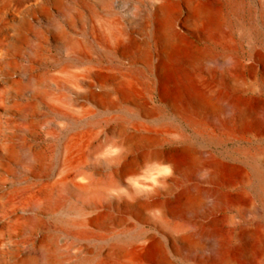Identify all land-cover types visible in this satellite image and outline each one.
I'll use <instances>...</instances> for the list:
<instances>
[{
    "label": "rangeland",
    "instance_id": "1",
    "mask_svg": "<svg viewBox=\"0 0 264 264\" xmlns=\"http://www.w3.org/2000/svg\"><path fill=\"white\" fill-rule=\"evenodd\" d=\"M172 1L167 44L151 0H1L6 21L31 13L18 69L37 81L16 91L17 75L0 70V144L11 137L16 148L8 157L0 148V264H264L253 174L264 160V0H194L209 8L205 19ZM131 40L141 48L124 54ZM125 74L135 86L119 98L113 86ZM140 123L157 140L121 149ZM110 145L121 151L104 154ZM160 165L171 174L157 185L129 186L131 200L112 195Z\"/></svg>",
    "mask_w": 264,
    "mask_h": 264
},
{
    "label": "bare ground",
    "instance_id": "2",
    "mask_svg": "<svg viewBox=\"0 0 264 264\" xmlns=\"http://www.w3.org/2000/svg\"><path fill=\"white\" fill-rule=\"evenodd\" d=\"M151 1H152V6H153V18L158 24V33L167 44H170L171 41L175 39L174 26L172 25L171 20H170L171 13L174 9V3L172 0H151ZM188 1H189L188 6L196 18L205 19L209 15V8L206 5H204L201 2H195L194 0H188ZM0 3H1V0H0ZM3 12H4V7L3 5L0 4V70L6 69L8 73L11 72L12 74L17 75L14 79H12L13 81L11 84V88L16 91H20L23 89L21 87H18V84L22 79L25 80L26 86L31 85L32 87H33L32 84L35 83V79H36L35 78L36 75H34L33 73L31 74L29 73V71L26 72L25 70L23 74V73H20L18 69L19 53H21L23 49V45L27 41L28 31H29V28H31L30 27L31 21L29 18L31 16V13L24 14V13H21V11L16 10L13 13L12 21H6L2 18ZM59 32L60 31H58V33ZM142 43L144 44V47H143L144 49H142V53H140L141 51L139 52L141 54V58L150 62V59L152 58L151 57L152 54L150 52L151 50L150 43L146 39H144V42ZM140 48H141V45L138 42H136V40H131L127 42V44L123 45L121 50L124 54H127L133 50L139 51L138 49ZM31 68L32 70H34L36 66H33ZM93 75L95 76V79L98 81L99 84L102 85L105 82L106 75L102 73L101 70H98V69L93 70ZM134 86H135L134 78H132L130 75L125 74V75H122L120 78H118V81L114 84L113 93L117 95L119 98L130 97L132 96L130 94ZM88 92L92 97L96 99H101L102 97V93H97L95 91H92V89H90ZM2 93H3V90H0L1 95ZM225 107L233 114L241 115L244 113V108L239 103L232 102L230 100L225 101ZM262 114L264 115V111H262ZM143 123H140L136 126L134 133L124 134V139H123V142L121 143L122 144L121 149L122 148L123 149L132 148L133 146L141 142L142 143L152 142V141L157 140L156 138H154L155 136L148 134L151 131V129ZM10 138L11 137H7L0 144V148L2 150V154L4 157H8L12 153L16 152V148L13 147V144L11 143ZM80 138L81 137H77L73 139L72 141H70V143H68L67 149L69 153H72L77 147H79L80 141H81ZM28 155L32 159L35 157V155L32 154L31 152H28ZM211 167L212 169L208 170L209 177H213L216 174L215 165L213 164V166ZM253 174L255 178L256 192L258 193L260 201H261V208L264 210V160L263 159L259 158L257 160V163H255L253 167ZM78 187L83 189L88 186L83 185V184H78ZM212 198L214 199L213 200L214 202L219 201V197L216 195H212ZM40 199L41 198L39 197H36L35 199H33L32 205L38 204ZM97 220H98V217H86L85 218L86 223L96 222ZM249 237L251 240H253V242L257 246L259 247L262 246V242L260 241L261 238L258 234L249 232ZM211 238L215 243L214 244L215 245L214 256L217 259V261H221L223 260L222 255L220 254L221 253L220 248L222 246V238L219 234H212ZM25 260H28V259H25Z\"/></svg>",
    "mask_w": 264,
    "mask_h": 264
},
{
    "label": "clouds",
    "instance_id": "3",
    "mask_svg": "<svg viewBox=\"0 0 264 264\" xmlns=\"http://www.w3.org/2000/svg\"><path fill=\"white\" fill-rule=\"evenodd\" d=\"M121 149L116 146H109L107 149H105L104 154L112 153L116 154L120 152ZM171 174V167L168 165H160L157 166L153 171L149 172L148 174L144 176H140L138 179L132 176H126L124 178V183L119 189V191H113V196H119L123 194L125 197H127L129 200H131V196L128 193V187L131 186L134 190H141L144 188V185L140 183L139 181H150L152 185H157L158 181Z\"/></svg>",
    "mask_w": 264,
    "mask_h": 264
}]
</instances>
